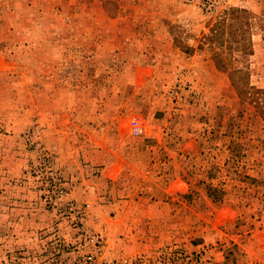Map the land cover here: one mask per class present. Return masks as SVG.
I'll use <instances>...</instances> for the list:
<instances>
[{
  "label": "rangeland",
  "instance_id": "rangeland-1",
  "mask_svg": "<svg viewBox=\"0 0 264 264\" xmlns=\"http://www.w3.org/2000/svg\"><path fill=\"white\" fill-rule=\"evenodd\" d=\"M229 8L248 27L205 41ZM58 149L100 169L115 200L69 199ZM49 163L100 245L57 210ZM97 249L104 262L264 264V0H0V264H83Z\"/></svg>",
  "mask_w": 264,
  "mask_h": 264
},
{
  "label": "crops",
  "instance_id": "crops-1",
  "mask_svg": "<svg viewBox=\"0 0 264 264\" xmlns=\"http://www.w3.org/2000/svg\"><path fill=\"white\" fill-rule=\"evenodd\" d=\"M54 132L55 134H58L59 131L55 130ZM62 153L64 152L61 151V149H58L57 162H58V167L61 169L62 175L66 178V180L68 181V185L70 187L69 194H68L69 199H72L76 201L77 203H88L92 201V202L99 204L100 208L102 207V203L105 202V200H112V201L115 200L113 196L114 193L112 192L111 186L107 189L103 186L104 182L107 181V180L104 181L103 175L102 174L99 175L98 179H96L97 175H95V177L93 176L95 171L98 172L100 169L92 167L91 164L89 165L90 167L88 166V167L82 168L76 162H74L72 158H70L69 156H65V154H62ZM112 165L113 164L108 163L107 166H109V168H106V170H111L113 168ZM161 189L163 188L161 187ZM144 190L148 192H153L155 190V183L148 185V187L145 188ZM28 193L30 196V200H35L27 204L28 208L30 209L29 210L30 219L38 218L40 220H43V219L45 220V218H47L49 222H47V224L45 225L43 224V227L46 228L47 230H50V226L52 225V222L57 220V218L55 217V215H52V214L51 215H47L45 213L42 214L41 212L43 211V207H42L43 204L40 201L38 202V200L36 199L37 197L36 194L32 192H28ZM153 196L154 195H151V197ZM137 203L141 205H145V204L149 205L150 201L149 200L144 201L138 198ZM154 204L155 203L153 202L152 205L154 206ZM39 212L42 215H40ZM35 215H38V216H35ZM137 217L138 216L136 217L124 216V217H120V220H122L123 224H128V223H132L133 221L136 222L139 219ZM61 221H63V219H61ZM59 227L62 229V234L71 232L66 227L64 222L62 224H59ZM135 241H136L135 239L130 240L131 243H129V247L128 246L126 247L127 250L130 249V251L128 252L130 253L135 252V251H132V248L135 245Z\"/></svg>",
  "mask_w": 264,
  "mask_h": 264
},
{
  "label": "built area",
  "instance_id": "built-area-1",
  "mask_svg": "<svg viewBox=\"0 0 264 264\" xmlns=\"http://www.w3.org/2000/svg\"><path fill=\"white\" fill-rule=\"evenodd\" d=\"M130 133L132 136L138 137L142 134V128L140 126V123L138 120L133 119L130 122ZM51 164H48V171L49 175L52 176L55 181L56 185L54 184L55 188V195L57 197V200L59 201L58 205V211L67 213L70 215L71 224L73 225L74 230L81 234L90 244H92L94 247L100 245L101 237L93 235L84 225V212L85 208L88 207L85 205L84 207H81V205L77 204L74 201L71 200H65V191L60 186L58 179H56V175L52 173V168L50 166ZM53 209L56 208L57 204L56 202L50 201L49 202ZM102 254L101 250L97 249L95 253H90L85 256L83 264H143L144 259L142 257H134L130 259H123L120 263H117L115 261H102Z\"/></svg>",
  "mask_w": 264,
  "mask_h": 264
},
{
  "label": "trees",
  "instance_id": "trees-1",
  "mask_svg": "<svg viewBox=\"0 0 264 264\" xmlns=\"http://www.w3.org/2000/svg\"><path fill=\"white\" fill-rule=\"evenodd\" d=\"M247 12L242 9L238 8H229L224 14L219 16V19L215 21L211 27L209 28V35L204 36L205 41L212 42L215 39H221L222 36L228 31L229 33L235 29V27H248V18H245ZM243 19L245 20L243 23ZM241 29V28H240ZM213 36V38H212ZM227 44V43H221ZM216 65L219 66L223 70H227L224 67V63L222 61H217ZM231 72V71H230ZM232 75L234 74L235 70L232 71Z\"/></svg>",
  "mask_w": 264,
  "mask_h": 264
}]
</instances>
